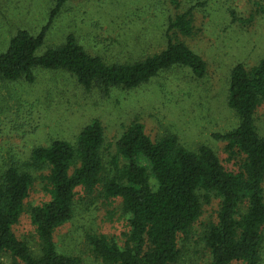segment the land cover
Instances as JSON below:
<instances>
[{"label": "trees", "instance_id": "trees-1", "mask_svg": "<svg viewBox=\"0 0 264 264\" xmlns=\"http://www.w3.org/2000/svg\"><path fill=\"white\" fill-rule=\"evenodd\" d=\"M67 1L56 0L38 33L21 27L11 36L0 51V80L32 83L37 69L64 70L87 90L109 91L140 87L176 67L189 70L195 79L207 75L206 58L180 36L195 34V10L206 8L210 0H191L190 7L175 13L157 7L164 20L153 27L163 47L134 60L115 61L90 52L73 33L41 52L51 23ZM226 4L233 20L244 21ZM131 23L130 30H136L138 22ZM263 103L264 57L250 67L236 62L230 70L227 104L238 121L214 134L225 143L233 160L230 167L213 146L191 148L170 130L153 137L139 119L123 126L114 145H107L105 126L94 118L74 142L53 138L34 146L26 159L10 154L0 169V264H82L80 256L61 251L56 240L57 231L74 218L78 195L117 204L126 221L122 242L94 228L85 232L90 250L105 264L186 263L188 241L205 205L215 200L216 220L202 230L204 264H264V135L256 124ZM38 179L49 197L27 207ZM25 212L37 249L15 231Z\"/></svg>", "mask_w": 264, "mask_h": 264}, {"label": "rangeland", "instance_id": "rangeland-1", "mask_svg": "<svg viewBox=\"0 0 264 264\" xmlns=\"http://www.w3.org/2000/svg\"><path fill=\"white\" fill-rule=\"evenodd\" d=\"M171 1L68 0L51 23L41 52L62 44L73 33L87 50L102 54L108 61L134 60L150 54L163 47L153 27L164 20L156 8L175 13L192 5L191 0H179V5ZM55 3L56 0H0V51L6 49L18 28L38 33L48 22ZM226 3L244 21L233 20ZM226 3L210 0L206 8L195 10V34L180 36L208 61V73L202 79L176 67L140 87H113L109 91L98 87L87 90L64 70L37 69L32 83L0 80V169L9 162L10 154L26 159L34 146L46 145L53 138L74 142L82 127L94 118L105 126L107 145L115 144L124 125L139 119L153 137L170 130L191 148L202 143L213 146L230 167L233 160L225 143L214 134L228 131L238 121L227 104L231 68L238 61L250 67L264 57V0ZM132 20L138 22L135 28L140 32L130 30ZM256 124L264 135V103L257 110ZM48 197L38 179L26 205L40 204ZM217 209L216 200L205 205L197 230L188 241L184 264L207 261L202 230L206 222L216 220ZM74 212V218L56 233L58 248L80 256L82 264H105L90 250L85 232L94 228L122 242L128 228L118 205L103 204L101 198L92 202L78 195ZM15 231L37 249L38 239L28 212Z\"/></svg>", "mask_w": 264, "mask_h": 264}]
</instances>
